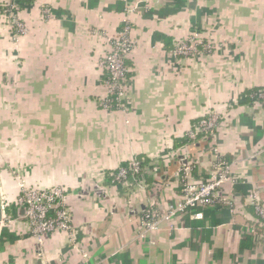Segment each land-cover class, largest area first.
Masks as SVG:
<instances>
[{"label":"crops","instance_id":"obj_1","mask_svg":"<svg viewBox=\"0 0 264 264\" xmlns=\"http://www.w3.org/2000/svg\"><path fill=\"white\" fill-rule=\"evenodd\" d=\"M20 17L21 36L0 18V264H264V233L247 239L250 192L236 190L264 202V103L246 99L264 86V0H34ZM126 23L128 109L108 110L100 62ZM195 32L217 48L175 55ZM209 111L215 137L177 143ZM134 158L146 186L114 183ZM184 163L197 180L229 167L241 178L226 185L233 205L141 236L144 210L165 215L178 200ZM24 185L66 188L74 242L31 233Z\"/></svg>","mask_w":264,"mask_h":264},{"label":"built area","instance_id":"obj_2","mask_svg":"<svg viewBox=\"0 0 264 264\" xmlns=\"http://www.w3.org/2000/svg\"><path fill=\"white\" fill-rule=\"evenodd\" d=\"M7 7L0 11V17H6L17 33L25 31V25L21 22L17 13L18 6L15 0L3 2ZM50 12V11H49ZM132 26L126 23L124 27L114 37L108 38L110 43L109 52L104 55L100 62V68L104 71L106 95L101 103L104 109L127 110V82L130 68L127 60L135 46L132 37ZM206 43L204 52H212L217 48L212 42H205V38L200 33H193L184 40H179L173 46L172 52L178 56L190 57L200 53L198 47ZM259 100H264V89L251 95ZM219 115L215 111H209L203 115L197 123L188 131L187 136L192 140L204 137H215V132L219 127ZM219 165V164H218ZM180 195L177 201L167 206L165 215H161L157 210L147 209L142 212L141 236L157 231L164 220H171L179 214L192 212L194 218H203L202 211H194L196 208H203L216 205H233L226 185H236L241 182V178L235 175L229 167L215 168L208 179L197 180L193 177V166L184 163L180 170ZM113 182L119 185L138 183L140 188L146 184L142 179L141 160L134 158L130 165L121 166L117 172L112 174ZM67 190L63 186L49 188H29L22 187V191L16 199V204L24 210L23 218L29 225V229L38 239L57 232L69 233L72 241L75 239V229L73 227V214L66 203ZM247 202L254 206L255 212L261 219L260 226L264 229V202L259 191L252 190L247 195ZM3 211L6 205H2ZM258 221V220H257ZM256 234L254 228H248Z\"/></svg>","mask_w":264,"mask_h":264},{"label":"trees","instance_id":"obj_3","mask_svg":"<svg viewBox=\"0 0 264 264\" xmlns=\"http://www.w3.org/2000/svg\"><path fill=\"white\" fill-rule=\"evenodd\" d=\"M34 0H20V2H21V6L23 5V4H27V3H31V2H33ZM5 7H7V4H4L3 2H0V11H2L3 10V8H5ZM262 89H264V86L263 87H257V88H254V89H251V90H249V91H247L246 92V99L247 100H249V103L250 102H253V101H255V100H259V99H257L256 97H252L251 95L253 94V93H255V92H259L260 90H262ZM261 102L260 103H264V100H260ZM199 121V120H198ZM197 121V122H198ZM196 122V123H197ZM209 139H211V137H209ZM189 141H194V140H192L191 138H189L188 136H186L185 137V139L184 140H179V141H177V143H179L180 145H184V144H186V143H188ZM139 160H141L140 158H138ZM128 165H130V162L128 163V164H125V165H123V166H128ZM144 161L143 160H141V166H142V171H143V167H144ZM114 183H116V182H114ZM251 186L250 185H247V184H242V185H238V186H236V190L237 191H239V192H242V194H245L247 191H249L250 192V188ZM217 207L218 206H221V204L220 205H216ZM215 206V207H216ZM245 207V209L247 208V210L252 214V216H253V219L252 220H249L248 221V223H249V227L250 228H254L255 229V231L256 232H261V233H264V229L260 226V224H259V222H261V219L258 217V215L256 214V212H255V208H249V207H247V206H244ZM195 211V210H194ZM258 220V221H257ZM246 232H247V239L249 240V241H251L252 240V237H253V235H254V233H252L250 230H248L247 228H246ZM243 244L242 245H244V241L242 242Z\"/></svg>","mask_w":264,"mask_h":264},{"label":"rangeland","instance_id":"obj_4","mask_svg":"<svg viewBox=\"0 0 264 264\" xmlns=\"http://www.w3.org/2000/svg\"><path fill=\"white\" fill-rule=\"evenodd\" d=\"M5 1H8V0H1V2H5ZM15 2H16V4H17V6H18V10H17V13H18V15H19V18H20V20H21V22L22 23H24L23 21H22V19H21V17H20V9H21V2H20V0H15ZM48 11V10H47ZM49 13V12H48ZM2 20H4L7 24L9 23L10 25H11V28H12V30H13V32L15 33V34H18L17 33V30H16V28L15 27H13L12 26V24L9 22V19L8 18H6V17H0ZM13 33V34H14ZM23 33V32H22ZM17 36H21L20 34H18ZM15 38H17V37H15ZM8 54L11 56L12 55V53H11V48H8ZM9 55L8 56H6V57H9Z\"/></svg>","mask_w":264,"mask_h":264}]
</instances>
